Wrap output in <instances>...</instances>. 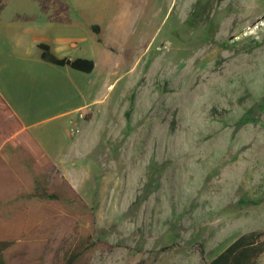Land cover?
Listing matches in <instances>:
<instances>
[{
  "label": "rangeland",
  "instance_id": "374dc122",
  "mask_svg": "<svg viewBox=\"0 0 264 264\" xmlns=\"http://www.w3.org/2000/svg\"><path fill=\"white\" fill-rule=\"evenodd\" d=\"M18 20L96 62L42 67L51 92L30 100L67 130L69 180L114 245L90 264H208L264 230V0H0Z\"/></svg>",
  "mask_w": 264,
  "mask_h": 264
},
{
  "label": "trees",
  "instance_id": "16d2710c",
  "mask_svg": "<svg viewBox=\"0 0 264 264\" xmlns=\"http://www.w3.org/2000/svg\"><path fill=\"white\" fill-rule=\"evenodd\" d=\"M38 47L55 65L96 67L92 58L58 56L47 42ZM113 248L95 237L92 207L0 93V264H90L96 250ZM263 253L264 230H253L208 264H257Z\"/></svg>",
  "mask_w": 264,
  "mask_h": 264
},
{
  "label": "crops",
  "instance_id": "0c3cea01",
  "mask_svg": "<svg viewBox=\"0 0 264 264\" xmlns=\"http://www.w3.org/2000/svg\"><path fill=\"white\" fill-rule=\"evenodd\" d=\"M37 22L39 21H0V36L12 33L16 38H14L13 47H9L8 55L1 58L0 66L4 65L5 60L18 65L16 78L7 79L0 72V93L20 118L24 127L33 133L47 154L69 179V137L67 130L64 128L60 134H57L53 132L54 130L51 126L43 127L44 120L35 118V116L42 115L44 108L48 105L37 106L36 103L30 102L33 98L38 99L40 95L51 92L52 79L50 76L42 77L41 69L46 67L47 71H49L53 68L52 65H55L41 58V49L38 44L46 42V40H43L37 34H32L39 26ZM29 39L31 40L28 44H25L26 46L17 47L28 42ZM70 58L76 57L72 56ZM42 62H45V65ZM68 112L65 111L61 114H67ZM46 134L49 136L47 137Z\"/></svg>",
  "mask_w": 264,
  "mask_h": 264
}]
</instances>
